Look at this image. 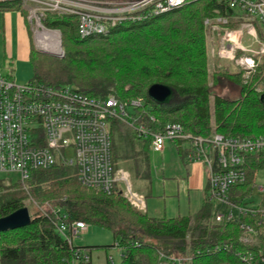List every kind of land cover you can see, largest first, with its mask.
I'll use <instances>...</instances> for the list:
<instances>
[{
    "label": "trees",
    "instance_id": "1",
    "mask_svg": "<svg viewBox=\"0 0 264 264\" xmlns=\"http://www.w3.org/2000/svg\"><path fill=\"white\" fill-rule=\"evenodd\" d=\"M21 7L20 1L1 3L0 13L20 12ZM215 10L229 19L226 28L239 26L220 0H191L171 12L127 21L109 29L105 36L85 39L79 37L75 16L46 14L44 25L60 30L65 55L58 59L31 49L32 77L28 82L53 87L71 85L100 98L114 95L120 100L141 99L144 115L137 112L143 121H147V114L154 117L150 125L154 131L176 122L192 136L263 135L264 80L260 75L264 66H258L244 83L238 68L230 71L217 56L209 58V39L212 37L217 44L221 32L211 31L204 21L214 17ZM210 61L216 68L211 75ZM222 83L237 87L238 98L227 100L213 94L212 87ZM153 84L170 87L172 100L163 105L152 102L147 90ZM111 138V161L121 160L123 165L118 169L128 172L133 189L143 193L151 178L150 140L138 138L118 121L111 123ZM132 138L140 141L138 152L128 143ZM121 143L127 145V150L120 151ZM179 154L183 157L181 151ZM263 168L264 154L247 158L245 182L233 188L232 195L245 196L254 185L256 172ZM26 183V190L6 188L0 183V218L27 208L26 204L35 206L29 213L28 226L0 233V264H72L75 251L90 253L89 247H70L56 232V220L67 225L83 222L111 231L115 246L122 250L118 264H164L170 257L189 259L187 264H242L236 256V250L243 249L239 243L244 235L240 224H212L214 207L207 202L191 216L154 218L130 207L118 188L106 195L81 187L68 168L34 170ZM240 222L250 224L257 233L247 249L264 255V225L256 226V218L249 216H242ZM220 243H230L233 248L206 251ZM105 264H111L109 258Z\"/></svg>",
    "mask_w": 264,
    "mask_h": 264
},
{
    "label": "built area",
    "instance_id": "2",
    "mask_svg": "<svg viewBox=\"0 0 264 264\" xmlns=\"http://www.w3.org/2000/svg\"><path fill=\"white\" fill-rule=\"evenodd\" d=\"M20 1L32 14L43 5L41 16L53 13L75 16L81 39L105 36L109 29L127 22L179 9L191 0H0L1 3ZM233 13L239 26L226 28L229 19L214 11V17L204 25L221 32L218 45L210 56L229 62L242 72L245 82L264 63V0H220ZM139 12L138 14H135ZM32 18V16H31ZM260 30V34L259 31ZM48 53L63 57L62 52L44 48ZM232 68V69H233ZM262 78L264 79V73ZM145 103L141 99L120 100L114 95L94 97L71 85L53 87L42 83L19 86L0 74V173H16L26 190L30 173L55 166L74 170L78 184L110 195L118 188L133 209L145 213L142 194L134 191L129 173L113 169L111 161V123L121 122L131 128L138 138L149 139L154 152H162L166 142L187 143L188 162L200 161L208 173L207 203L214 207L212 224H240L244 235L239 238L242 250L236 256L242 264H264V255L248 250L257 233L250 224L241 223L242 216L256 218V226L264 225V206H248L246 195H232V189L245 182L246 159L264 154V134L256 137H225L215 133L209 137L192 136L173 122L154 131L155 119L143 121ZM142 111L139 114L137 111ZM264 192L263 188H258ZM264 197V196H263ZM39 210L45 214L44 208ZM54 212V209H50ZM56 232L72 247V238L83 233L87 224L67 225L53 221ZM233 245L220 243L206 251H230ZM87 251L77 250L72 264H89ZM111 264L113 259L109 258ZM189 259L170 257L164 264H187Z\"/></svg>",
    "mask_w": 264,
    "mask_h": 264
},
{
    "label": "rangeland",
    "instance_id": "3",
    "mask_svg": "<svg viewBox=\"0 0 264 264\" xmlns=\"http://www.w3.org/2000/svg\"><path fill=\"white\" fill-rule=\"evenodd\" d=\"M43 7V5L38 4L37 9L34 10V13L32 14L29 12V9L25 10L21 7L20 13L22 12L25 21H27L26 25L29 30V39L31 40L32 49L35 53H42L61 59L65 55V51L62 46L61 32L60 30L51 29L44 25L43 20L45 18L41 16V13L44 12ZM11 16L12 18H15V14H12ZM2 24L3 18L2 15H0V74L19 86L25 85L32 77L30 64L27 61H20L18 59L15 46L11 47V56H9L6 50L7 47L4 46V40L2 37ZM209 42V49L218 45V43L215 44L212 37L209 39ZM49 47L62 52L63 57L54 53H52L54 55L47 53L44 48ZM209 58L211 59L213 57L210 56ZM219 61L229 67L228 70L231 71L233 68V65L229 62H224L222 60ZM261 66H264V63H261ZM215 69L214 64L210 61L208 67L209 74L211 75ZM232 70L236 71V68H233ZM263 73L264 68L262 69L260 75L261 79H263ZM212 89L213 94H217L227 100H234L239 96L238 88L231 84L222 83L217 86H213ZM257 89L261 90L260 87ZM128 143L133 146L135 152L140 150L141 144L139 140L132 138V140ZM124 150H127V145L125 143H121L120 151ZM148 156L151 166L152 197L148 198L146 201L147 215L150 217H176L178 215L196 213L199 209L201 201L198 203V207L194 206L197 202L196 194H193L192 196V194L187 191L185 183L181 181L186 175L187 165L179 158L175 145L167 142L163 152L156 153L149 150ZM122 165L121 160L115 158L113 159V169L122 168ZM69 171L71 173L72 171L74 172L72 169H69ZM0 183H3L6 188L11 189L13 187L12 189L14 190H23V186L19 183V177L16 173H0ZM25 185L27 186V183ZM258 188L264 189V168L256 172L254 185L249 189L245 196V201L249 204L248 206H264V192H260ZM189 203H193V207L188 208ZM26 205L29 213L31 214L34 211L35 206L32 204ZM115 240L116 238L111 231L97 225H88L85 232L79 233L78 236L72 238V244L76 247L91 248L89 253L91 264H105L108 258L113 259V264H118L122 259V250L115 246Z\"/></svg>",
    "mask_w": 264,
    "mask_h": 264
},
{
    "label": "crops",
    "instance_id": "4",
    "mask_svg": "<svg viewBox=\"0 0 264 264\" xmlns=\"http://www.w3.org/2000/svg\"><path fill=\"white\" fill-rule=\"evenodd\" d=\"M12 14H15V18H12L11 16ZM0 15H2V18H3V24L1 27L2 37L4 40V46L7 47L6 50L9 56H11V47L15 46V51H16L18 59L20 61H27L29 63V53L32 49V46H31V40L29 39L30 38L29 30L26 25L27 21H25L23 14L20 13L19 11H9L5 13H0ZM13 24H14V28H13ZM166 143H165V146H166ZM173 144L176 147L179 158L184 164L187 165L186 175L181 181L185 183L187 191L190 192L192 196L193 194H196L197 202L195 203L194 206L198 207V203L201 201L199 209L196 211L197 213L202 208L204 202H207L206 201V195H207V190H208L207 170L202 162L200 161L188 162L185 159V155H186L185 153H187V151L189 150L187 143L174 142ZM150 150L153 151L151 148ZM180 151L183 153V157H182V154L181 155L179 154ZM156 153H160V152H156ZM150 175H151V166H150ZM143 190H144L143 193L141 192L139 193L135 190L134 191L139 194H142L145 198V203H146L147 199L152 197V179L151 178H150V184L148 186L145 185L143 187ZM190 207H193V203H189L188 208ZM146 210H147V207H146ZM145 213L147 214V212ZM194 214L178 215L176 217L191 216ZM176 217L163 216V217H154V218H176Z\"/></svg>",
    "mask_w": 264,
    "mask_h": 264
},
{
    "label": "water",
    "instance_id": "5",
    "mask_svg": "<svg viewBox=\"0 0 264 264\" xmlns=\"http://www.w3.org/2000/svg\"><path fill=\"white\" fill-rule=\"evenodd\" d=\"M49 54L54 55L52 53ZM147 96L152 102L163 105L169 103L172 100L174 92L166 85L153 84L148 88ZM262 98H264V94L262 95ZM30 223L31 216L29 211L26 207H23L5 217L0 218V233L23 228L28 226Z\"/></svg>",
    "mask_w": 264,
    "mask_h": 264
}]
</instances>
